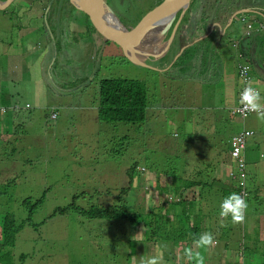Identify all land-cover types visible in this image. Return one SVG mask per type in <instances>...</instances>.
I'll return each instance as SVG.
<instances>
[{
    "label": "rangeland",
    "instance_id": "rangeland-1",
    "mask_svg": "<svg viewBox=\"0 0 264 264\" xmlns=\"http://www.w3.org/2000/svg\"><path fill=\"white\" fill-rule=\"evenodd\" d=\"M105 1L135 36L144 28L154 3V0ZM12 2L0 6V38L3 40L14 33L13 41H19V28L11 26L4 17L7 11L16 8L23 12L37 10L45 17L35 20L34 41L25 49L32 55L28 68L22 72V80L16 82V93L19 87L22 94L17 93L12 102H4L7 112L0 113L1 241L2 222L9 217L16 225H21L13 253L19 263L21 254L26 255L22 264H139L142 256L155 255L163 256V264H186L182 259L184 249L194 247V241L174 245L171 241L165 246L164 242L160 244L161 238L159 243L146 239L152 229L148 231L145 222L154 218L149 211L156 202L153 182L158 178L150 166L169 170V166L185 160L190 170L197 168L194 161L197 152H192V148L190 152L189 138H200L203 145L208 144L207 151L202 148L203 154L212 153L219 142L227 146L231 132L226 121L219 124L227 136L223 141L212 128V133L197 130L191 135L186 132L194 131L196 127L193 118L190 121L189 112L194 114L198 108H203L208 111L210 119L219 114L233 116L227 110L232 100H223L227 92L225 82L230 81L234 90L243 82L239 65L246 62L239 57L238 48L242 47L243 33L256 24L253 25L249 17L243 20L238 14V24L233 26V31L238 32L223 35L217 41L219 59L226 69L225 79L217 87L215 84L220 83V79L210 73L204 75L207 83H202L197 76H192L194 71L191 69L179 75L172 69H161L162 73L156 68L136 65L125 56L114 38L111 39L70 1L64 0L58 8L51 0ZM222 2L220 0L218 5ZM18 3L20 7H17ZM230 4L233 7L234 1L226 3ZM258 5L264 10V0H259ZM200 7L199 0H194L188 14L192 17L201 15ZM250 12L264 14L257 10ZM179 16L180 12L174 22ZM166 36L170 34L167 32ZM12 51L21 49L13 46ZM260 51L264 54V35ZM3 55L7 53L0 56ZM11 57L16 58V55ZM229 71L232 76L227 79ZM251 74L249 66L252 85H263ZM190 76L195 80L188 78ZM117 79L145 82L149 102L146 121H112L102 117L101 81ZM203 84H207L206 89ZM213 89L216 92L211 91ZM233 95L231 93L228 97ZM14 103H17L18 111L9 108ZM239 104L235 102L234 108ZM52 112L57 114L56 119L51 118ZM235 118L232 128L238 132L243 128L253 129L262 122L255 112L245 119ZM252 137L247 140L248 148ZM154 156L162 162L158 163ZM263 168L264 163L259 161L258 171ZM130 174L133 177L129 185ZM234 175L225 167L221 171L218 169L217 177L213 178L215 185L223 186L219 182H229ZM236 181H240V176ZM250 182L251 178H248V188ZM237 183H231V193L243 195L248 208L245 222L235 225L231 223V217L221 223L223 218L219 215L221 201L231 193L222 188L206 187L200 195L201 189L196 187L201 204H196L195 209L201 207L203 214L199 218L204 228H209L205 232H211L215 237L212 247L200 249L205 264H230L241 260L245 263L248 254L260 256L258 250L253 253L244 250L242 243L253 244L252 240H247L248 235L255 239L264 237V214H258L259 204H264L259 201L261 190L250 192L248 189L243 194L242 190H236ZM124 187L129 188L122 191ZM174 191L163 198L178 200ZM189 196H193L191 192L186 195ZM124 199L123 204L118 202ZM102 206L124 207L141 223H133L135 216L99 218L104 212ZM148 212L151 216H145ZM136 234L142 241L134 243L131 240ZM261 242L256 240L255 245H261ZM151 245L154 247L150 248ZM168 253L173 255L170 259ZM253 258L264 263V257Z\"/></svg>",
    "mask_w": 264,
    "mask_h": 264
},
{
    "label": "trees",
    "instance_id": "trees-1",
    "mask_svg": "<svg viewBox=\"0 0 264 264\" xmlns=\"http://www.w3.org/2000/svg\"><path fill=\"white\" fill-rule=\"evenodd\" d=\"M64 0H51L52 4L56 3V7L58 8L60 3ZM73 4V6L78 7L74 0H67ZM163 0H154L152 5V9L154 10ZM41 6V5H40ZM61 8V7H60ZM89 18V15L85 13ZM102 31H105L103 28ZM106 32V31H105ZM109 35V34H108ZM110 38L112 37L109 35ZM113 39V38H111ZM161 65H157L158 70L164 73L161 68ZM155 69V68H153ZM166 74V73H165ZM102 101H101V113L102 117L108 120H116V121H126V122H144L146 121L148 114L147 110L149 107L148 102V89L144 81L137 79H117V80H102ZM191 108L193 103L190 104ZM226 109V108H225ZM229 113L233 116H215L214 119H210V115L207 110L203 108H198L197 111L192 114L189 112L190 121L193 118L194 127L196 129L194 131L186 132L191 135L194 134L197 130H205L206 133H214L218 136L220 141H223L227 138L226 132L223 130L222 126L219 127L221 121L223 123L226 121L227 126L229 127V131L231 132V136L227 140V146L224 147L223 143L214 146L213 152H205L203 154L202 148L207 151L209 149L208 144L203 145L202 139H187L190 152L192 148V152L196 150L197 155L194 157V161L196 163V167L193 170H190L189 165L186 164L185 160H181L179 163H175L172 166H169V170L167 168H163L160 166H150L152 170L156 172L158 178L154 179L153 185L155 187V205L149 211L154 215V218L150 221L145 222L148 225V231L151 229V234H147V238L149 240H154L159 243L158 239H163L160 244L163 242L165 246L168 243H180L182 241H194L195 238L198 237L200 233L207 231L208 229L204 228L205 225L201 222L199 216L202 213V209L199 206L198 210L195 209L196 204H201L200 196H196V187L198 186L201 190H199L200 195L201 191L207 188H222V190L226 193L232 192L233 181L237 183L236 179L240 176V181L236 185L237 191L242 190L244 187V182L241 173H238L234 178L228 181H220L221 185H215L216 182L213 179L217 177V172L220 166L224 165H232L234 172L240 170L239 160H232L233 157V147L230 138L234 136V133H239L238 130L235 131L233 127L234 118L237 115L234 112V106L232 108H228ZM172 117V115H170ZM185 123V122H184ZM225 126V125H224ZM204 134V133H203ZM204 138L207 136L203 135ZM203 145V146H202ZM191 152V153H192ZM158 163L162 161L154 156ZM213 161H210V160ZM214 159H216L214 161ZM185 168V169H184ZM11 168L9 167L8 170ZM164 171V172H162ZM129 185L132 183V174H130ZM171 176V177H170ZM190 177V179H187ZM226 177V176H225ZM171 181H170V179ZM227 178V177H226ZM228 179V178H227ZM179 182H182V185H177ZM129 187H124L126 189ZM174 189L176 191H174ZM172 191L178 194V200L169 201L167 198H163L165 196H169ZM192 193L193 196L186 197L189 193ZM120 204L125 202L124 200H118ZM223 201V200H222ZM221 201V202H222ZM221 204V203H220ZM103 207V211L99 214V218H109L113 216L119 217H127V216H135L130 215L128 209L121 207L120 209L113 208L112 206ZM178 208H181L179 211ZM163 209V210H162ZM33 209H31V213ZM149 212L145 216H151ZM198 212V214H196ZM136 216L133 219V223L135 225L140 224V221H137ZM3 225L1 227L3 233V241L0 239V264H22L25 260L26 255L23 253L20 256V263L15 260L14 247L16 243V235L21 230V225H16L15 222L9 217H5L3 219ZM187 224V225H186ZM184 225H186L184 227ZM159 237V238H158ZM131 239V238H130ZM134 243H137L136 240L131 239ZM147 240V242H149ZM246 245V246H245ZM244 250L250 251L253 253L258 250L255 244L251 248L245 242L242 243ZM154 245H151L150 248H153ZM261 251V250H260ZM172 253H168L167 257L170 259Z\"/></svg>",
    "mask_w": 264,
    "mask_h": 264
},
{
    "label": "crops",
    "instance_id": "crops-1",
    "mask_svg": "<svg viewBox=\"0 0 264 264\" xmlns=\"http://www.w3.org/2000/svg\"><path fill=\"white\" fill-rule=\"evenodd\" d=\"M15 1L16 0H13V2ZM193 1L194 0H192V2ZM219 1L220 0H199L202 14H196L193 17L190 13L188 14V10L191 6L190 4L186 13L178 23L171 47L168 52L163 55V68L161 69L165 71L172 69L173 72L179 75L185 74L191 69L194 71V75L192 76H197L198 79H201V81H198L202 83H207L204 79V75L210 73L213 77L220 79V83L215 84L219 87V85L223 83V79H225L226 69L219 59L217 41H219L220 37L223 35L231 36L238 32L233 31V26L235 23L238 24L236 16L241 14V16L246 18L249 17V19L253 20V25L256 24V26H252L251 29L244 32L241 36L242 50L238 48L239 57H242L244 59L243 62H246L245 64L250 66L252 78L255 79V76L258 80L262 81L261 83L263 85L254 86L260 90L262 96L264 94V54L260 51V45L264 35V14L260 15L259 13H251L250 11L257 10L264 12V10L258 5L259 0H232L234 1L233 7L231 4L226 5L229 0H223V2L218 5ZM238 4L241 8L237 7ZM17 7H20L19 3ZM4 17L11 22V26H17L19 28L17 34L19 41L17 43L13 41L14 33L7 36L5 40L0 38V55L7 53V55L0 56V107H6L7 109V106L3 103L12 102L14 97L18 96V94H22L19 87L17 88L18 94L16 93V82L22 80V72L28 68V62L30 61L29 56L32 55L30 51H26L25 49L34 41L35 20L40 17L44 18L45 14L37 10L23 12L22 9L16 8L7 11ZM178 19L173 22L172 26L177 23ZM10 30L11 27L9 28V31ZM166 38L168 37L165 36L164 39L167 40ZM39 39L41 38L39 37ZM190 40H192V42H190ZM13 46H16L17 49H21V51H12ZM13 55H16V58L11 57ZM25 56H27V58H25ZM235 73L237 75V68L235 69ZM231 76L232 73L229 71L227 79H230ZM188 78L195 80V78L191 76ZM230 84V81L225 82L227 92H225V98H223V100H232V105L228 108H232L235 102H239L240 94L243 89L242 83L239 84L235 90ZM206 85L207 84H203V88L206 89ZM211 91L216 92L214 89ZM231 93H234V95L228 97ZM223 100L221 102H223ZM262 102H264V98H262ZM15 105H17V103L10 104L9 106L12 107ZM6 112L0 111V113ZM239 119L241 120V118ZM253 129L254 134L252 136L254 137L251 136L250 146L245 154L246 160L248 161V178H251L249 191L254 192L261 190V198H259V201L264 202V168L258 171L259 161L264 163V121L257 123ZM257 152H260V154L258 155ZM222 167L224 168L225 164L219 167L220 171ZM258 214H264V204H259ZM262 220L264 221V217ZM248 238L247 240L253 241V244L250 245L251 248L254 246L256 240L262 241L259 243L261 245H257V247L260 248L258 251L260 252V256L257 253L248 254L249 259L245 263L241 260L236 262L231 261L230 264H260L253 257H264V237L255 239L248 235Z\"/></svg>",
    "mask_w": 264,
    "mask_h": 264
},
{
    "label": "water",
    "instance_id": "water-1",
    "mask_svg": "<svg viewBox=\"0 0 264 264\" xmlns=\"http://www.w3.org/2000/svg\"><path fill=\"white\" fill-rule=\"evenodd\" d=\"M13 0H0L8 4ZM89 17L111 35L122 47L125 56L138 66L157 68L173 43L179 21L192 0H163L150 14L138 36L121 20L105 0H74ZM180 12L177 23L173 22ZM169 29L168 35L167 30ZM167 40L164 39V37Z\"/></svg>",
    "mask_w": 264,
    "mask_h": 264
},
{
    "label": "clouds",
    "instance_id": "clouds-1",
    "mask_svg": "<svg viewBox=\"0 0 264 264\" xmlns=\"http://www.w3.org/2000/svg\"><path fill=\"white\" fill-rule=\"evenodd\" d=\"M2 1H5V0H2ZM0 5H3V4L1 3ZM240 17L242 18V16ZM239 103L245 111L255 112L257 115V119L260 121H264V102H262L261 92L256 87H254L251 82H249L244 87L243 91L241 92ZM4 108H5L4 112H6L7 109L6 107ZM10 109L17 110V105L10 107ZM238 117L245 119V117L243 118L240 115H238ZM242 131H252L253 132L251 135L247 136V140L249 137H251L254 134V129H251V128H243ZM242 131H240L239 133H236L234 136L240 134ZM234 136L230 138L231 143H232V139L234 138ZM247 150H248V146H247V141H246V148H245L244 153H242V159L244 160L245 165L244 167H242V169L240 168L239 171L234 172L232 165L225 166V168H227L229 171H232L235 173L234 177L238 173H241L243 182H244V187H245L242 192L243 194L246 193L249 189L248 184H247L248 161L246 160V155H245L247 153ZM232 160L236 161V159L234 158V155L232 157ZM247 208H248V203L243 195H241L240 193H236V192L229 194L227 197L223 199V201L220 204L219 215L221 218H223L221 220V223L224 222V219L231 217L232 224L234 225L243 224L246 219ZM138 234L134 235L133 239L136 241H142L141 239L138 238ZM214 242H215V237L211 232L200 233L198 237L194 239V247H188L184 249L182 259L186 261V264H205V256L202 254L200 249H208L214 245ZM139 264H163V256L162 255H155L151 257L142 256L139 261Z\"/></svg>",
    "mask_w": 264,
    "mask_h": 264
},
{
    "label": "built area",
    "instance_id": "built-area-1",
    "mask_svg": "<svg viewBox=\"0 0 264 264\" xmlns=\"http://www.w3.org/2000/svg\"><path fill=\"white\" fill-rule=\"evenodd\" d=\"M242 19L247 20V18L244 16H242ZM249 27H251V25H249ZM239 75L243 79L242 85H243V89H244V87L250 82V79H251V76L249 75V65L240 64L239 65ZM243 89H242V91H243ZM262 98H264V94L262 95ZM0 109L2 111H5L4 107H2ZM234 112L243 118L246 116H250L252 113H254V112H250V111H245L240 104L236 108H234ZM51 117L53 119H56L57 114L55 112H52ZM252 133H253L252 131H242L240 134L234 136V138L232 139V145H233V149H234L233 155H234V158L236 160L237 159L239 160V166L241 169L245 165L244 160L242 159V153H244L245 148H246L247 136L251 135Z\"/></svg>",
    "mask_w": 264,
    "mask_h": 264
},
{
    "label": "flooded vegetation",
    "instance_id": "flooded-vegetation-1",
    "mask_svg": "<svg viewBox=\"0 0 264 264\" xmlns=\"http://www.w3.org/2000/svg\"><path fill=\"white\" fill-rule=\"evenodd\" d=\"M137 32H138V31H137ZM162 64H163V60L160 61V65H162Z\"/></svg>",
    "mask_w": 264,
    "mask_h": 264
},
{
    "label": "bare ground",
    "instance_id": "bare-ground-1",
    "mask_svg": "<svg viewBox=\"0 0 264 264\" xmlns=\"http://www.w3.org/2000/svg\"><path fill=\"white\" fill-rule=\"evenodd\" d=\"M169 29H170V28H168L167 32H169Z\"/></svg>",
    "mask_w": 264,
    "mask_h": 264
}]
</instances>
